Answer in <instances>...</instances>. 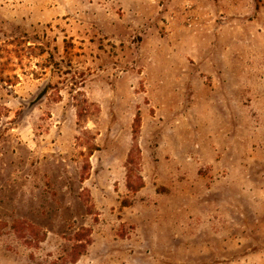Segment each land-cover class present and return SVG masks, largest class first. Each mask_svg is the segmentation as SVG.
I'll use <instances>...</instances> for the list:
<instances>
[{
	"label": "rangeland",
	"instance_id": "1",
	"mask_svg": "<svg viewBox=\"0 0 264 264\" xmlns=\"http://www.w3.org/2000/svg\"><path fill=\"white\" fill-rule=\"evenodd\" d=\"M0 264H264V0H0Z\"/></svg>",
	"mask_w": 264,
	"mask_h": 264
},
{
	"label": "water",
	"instance_id": "2",
	"mask_svg": "<svg viewBox=\"0 0 264 264\" xmlns=\"http://www.w3.org/2000/svg\"><path fill=\"white\" fill-rule=\"evenodd\" d=\"M44 93H45V90H43V91L37 96L36 100L39 99L40 97H42V96L44 95Z\"/></svg>",
	"mask_w": 264,
	"mask_h": 264
}]
</instances>
